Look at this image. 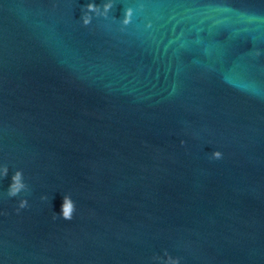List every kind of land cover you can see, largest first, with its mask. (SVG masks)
<instances>
[{
    "label": "water",
    "instance_id": "water-1",
    "mask_svg": "<svg viewBox=\"0 0 264 264\" xmlns=\"http://www.w3.org/2000/svg\"><path fill=\"white\" fill-rule=\"evenodd\" d=\"M89 2L0 0V262L264 264V0Z\"/></svg>",
    "mask_w": 264,
    "mask_h": 264
},
{
    "label": "clouds",
    "instance_id": "clouds-1",
    "mask_svg": "<svg viewBox=\"0 0 264 264\" xmlns=\"http://www.w3.org/2000/svg\"><path fill=\"white\" fill-rule=\"evenodd\" d=\"M112 8V0H104L102 5H95L94 3H87L83 6L80 16V24L82 26H88L91 23L93 15L104 16ZM129 11L124 10L123 16L120 19V23L127 24ZM258 54V53H257ZM180 144L183 145L184 141L180 140ZM223 158V153L220 150H214L210 154H207V159L210 161H219ZM9 165L5 162H0V179L8 174ZM28 191V185L25 181V176L22 170L16 169L11 176V182L6 190V192L0 193V197L13 198L18 197L21 193ZM42 201H48L47 194L40 196ZM28 207V200L26 198H20L16 202V210L25 209ZM76 212V204L72 199L71 195L65 192L62 197V203L60 206L59 213L53 212L51 215L52 220H56L58 217L63 220H71L73 214ZM153 264H181L180 257H174L169 255L167 250H162L160 254H154L151 257ZM2 264V262H0Z\"/></svg>",
    "mask_w": 264,
    "mask_h": 264
}]
</instances>
